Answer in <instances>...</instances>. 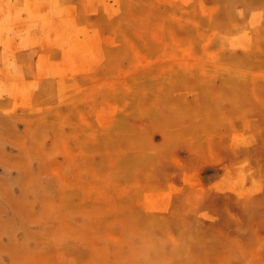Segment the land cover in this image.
<instances>
[{
  "label": "rangeland",
  "instance_id": "1",
  "mask_svg": "<svg viewBox=\"0 0 264 264\" xmlns=\"http://www.w3.org/2000/svg\"><path fill=\"white\" fill-rule=\"evenodd\" d=\"M18 1L0 0V264H135L134 241L155 230L179 264H264V157L244 150L248 133L264 136V0ZM233 41L227 79L263 104L217 122L198 150L171 149L160 101L185 74L181 107L196 112L200 92L222 87ZM225 183L240 188V222L211 198Z\"/></svg>",
  "mask_w": 264,
  "mask_h": 264
},
{
  "label": "bare ground",
  "instance_id": "2",
  "mask_svg": "<svg viewBox=\"0 0 264 264\" xmlns=\"http://www.w3.org/2000/svg\"><path fill=\"white\" fill-rule=\"evenodd\" d=\"M18 3L20 5H23L25 4V0H19ZM53 6L55 8L54 0ZM234 10L237 11L241 16H248L251 11L247 10L241 4V2H238L234 5ZM42 24H47V20H45V18H42ZM233 34L234 33H232V35ZM237 40H241L240 35L235 36V44L238 46V44L236 43ZM224 43L226 49L225 60L226 63H228V68L226 72L221 73L223 76H225L221 82L222 87L217 89L213 88L203 93L200 92V94H198L199 96H197L198 100L196 105L192 107V109H195L196 112L188 113L186 109H183L181 107V90L182 88H184L182 86L188 83L190 80V77L185 74L181 76L174 89L172 87V91H169V93L167 94L168 99L165 100L163 97L160 101L159 105L162 109V112L159 113L158 117V120H161L159 126L165 134L166 142L170 145L171 149L178 150L179 148L184 146L190 149L194 148L198 150V148L201 147L207 139H209L211 134L217 131V122L222 121L232 126L236 123V121H245L244 119H242V115L239 113V110L246 108L249 109L253 106L259 107L261 104H263V102L261 101L262 96L260 95V93L248 95V90H239L237 88L238 83L235 80L230 81L229 79H227V77H233L236 74L234 64L235 59L238 58V56L236 53L237 49L234 41L232 43ZM196 74H198L197 76H202L200 73ZM78 82L82 84L83 82H86V80H84L83 78H80V80H75L74 85H77ZM78 86L79 85L76 86L77 89H79ZM64 87L66 88V85H64ZM138 98L140 97L138 96ZM149 106V100L141 101V109H148ZM64 111L65 109H63V120L64 123L68 124L69 117L67 116V111H65V114ZM252 122L254 121L252 120ZM247 135L248 139L247 143L245 144V152H248L249 155L253 154L256 157L260 156L262 160V158L264 157L263 132H257V135L254 136L253 132H250ZM137 141L138 139L135 141V144H137ZM194 154L195 153H191V155ZM238 175L239 172H237L236 174L231 172L230 178L234 180V183L237 180ZM253 178L254 176L252 177L250 174L249 180L252 181ZM178 179L182 181V175H180ZM188 180L189 179H187V181ZM232 186L233 185L230 183H225L217 189H211V198L214 199L216 203L219 202L222 207H226V209L221 214L223 219H229L230 214H233V216H235V219L240 222L242 218L239 208V198L241 197V191L238 185L234 188ZM149 192H147V194ZM144 197V200L149 198L148 196ZM150 201L152 200L144 203L146 204ZM180 201L181 199L179 198L177 200V203H180ZM148 206H150L152 209H155L154 206H151V204ZM203 212L206 211L204 210ZM205 214L208 215L207 212ZM158 231L159 230L146 231L145 235H143L141 238H137L134 241L135 245L140 247V249L142 250L140 257L135 264H179V257H181L182 251L178 249V251L172 250L171 248H169L167 246L168 243H166L165 236L163 235V233H160ZM187 256L188 255H186L185 258H187Z\"/></svg>",
  "mask_w": 264,
  "mask_h": 264
},
{
  "label": "crops",
  "instance_id": "3",
  "mask_svg": "<svg viewBox=\"0 0 264 264\" xmlns=\"http://www.w3.org/2000/svg\"><path fill=\"white\" fill-rule=\"evenodd\" d=\"M85 1H86V0H84V1H82V2H81L80 0H71V1L68 3V5H73V6L75 5V6L77 7V9H78L79 11H81V10H83V8H84V6H85ZM75 3H76V4H75ZM102 20H103V17H101V13H100V16H99L98 18H91V19H86V18H84V17H82V16H77V18H76V20H75V23H76V26H77V27H85V26L90 25L91 23H92V24H97V23L101 22ZM65 46H66L65 41H64V39H62L61 45L57 48V50L54 52V54H53V56H52V58H51V61H52V62H53V60L56 59V58L60 59V61L63 60V58H64V54H65V49H66ZM109 49H111V48H108L107 51H108ZM111 50H112V49H111ZM25 55H28V56L30 57L31 62H32V67H31L30 72H28V73L25 72L24 74H25V76H27V77H32V76H34V74H35V72H36V70H37V68H38V63H37V60H36V57H35V52H34V51H27V52H24L23 54H21V55L19 56V58H18V62H19V59H20L21 57L25 56ZM111 59H112V57L109 59L108 54H107V56H106V61H110ZM106 63H107V62H103L101 65L97 66V68H100L102 65L105 66ZM19 65H20V64H19ZM103 66H102V67H103ZM95 71H97V69H96ZM81 76H84V74L81 75ZM54 77H55V76H54ZM80 78H81V77H80ZM53 81H54V78L51 79V80H49V81H47V82H45V83H50V82H53ZM45 83H43V84H45ZM43 84H41V85H43ZM38 93H39V88H38Z\"/></svg>",
  "mask_w": 264,
  "mask_h": 264
}]
</instances>
